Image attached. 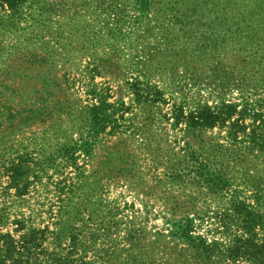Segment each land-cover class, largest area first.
<instances>
[{
  "label": "rangeland",
  "instance_id": "rangeland-1",
  "mask_svg": "<svg viewBox=\"0 0 264 264\" xmlns=\"http://www.w3.org/2000/svg\"><path fill=\"white\" fill-rule=\"evenodd\" d=\"M14 2L0 264H264V0Z\"/></svg>",
  "mask_w": 264,
  "mask_h": 264
},
{
  "label": "trees",
  "instance_id": "trees-1",
  "mask_svg": "<svg viewBox=\"0 0 264 264\" xmlns=\"http://www.w3.org/2000/svg\"><path fill=\"white\" fill-rule=\"evenodd\" d=\"M2 4H7L8 6H13L15 3L14 0H0ZM231 107H224L222 108L218 113H206L198 116V123L201 126V128H210L214 126L215 124H218V122L222 123L225 122L226 119L229 118ZM256 117L261 118L262 115H256ZM219 120V121H218ZM261 122V121H260ZM250 143L259 149H264V137H256L255 135L250 139ZM233 212L235 214H238V218L244 222V225L247 227L249 226V223H253V213H248L246 210H243V206L240 204L237 206V204L233 203ZM25 257L27 261L30 259V252ZM23 253L20 254V258L23 257ZM35 262V261H34ZM27 264V263H26ZM34 264V263H32ZM42 264H47L45 261ZM58 264V263H56Z\"/></svg>",
  "mask_w": 264,
  "mask_h": 264
}]
</instances>
